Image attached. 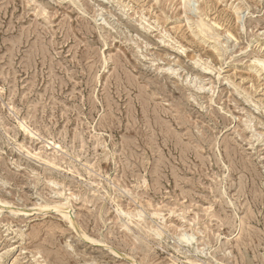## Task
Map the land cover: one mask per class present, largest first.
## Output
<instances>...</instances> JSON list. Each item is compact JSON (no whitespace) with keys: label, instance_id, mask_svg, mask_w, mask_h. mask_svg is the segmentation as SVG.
Segmentation results:
<instances>
[{"label":"rangeland","instance_id":"374dc122","mask_svg":"<svg viewBox=\"0 0 264 264\" xmlns=\"http://www.w3.org/2000/svg\"><path fill=\"white\" fill-rule=\"evenodd\" d=\"M185 1L0 0V264H264V0Z\"/></svg>","mask_w":264,"mask_h":264},{"label":"bare ground","instance_id":"6f19581e","mask_svg":"<svg viewBox=\"0 0 264 264\" xmlns=\"http://www.w3.org/2000/svg\"><path fill=\"white\" fill-rule=\"evenodd\" d=\"M105 1V0H104ZM184 2L186 3V1L184 0ZM184 5V3H183ZM186 6V5H184ZM43 13V12H42ZM201 23V22H200ZM198 30V29H197ZM200 31L202 32V29H200ZM197 62V61H196ZM260 63V67H261V70L264 72V62H259ZM198 64V63H197ZM195 65V64H194ZM200 65V64H199ZM22 127V126H21ZM26 132V131H25ZM45 162H47L48 164L50 165H53L55 166V163L54 162H50V161H47L45 160ZM51 183V182H50ZM54 183V182H52ZM51 183V185H52ZM54 185V184H53ZM57 185V184H56ZM57 194L61 195L62 193L61 192H57ZM35 209V208H34ZM29 211V210H28ZM121 213L123 214V216L126 218V219H132L133 216L129 213H124L121 211ZM140 213L137 211L136 213V216L139 217ZM157 214H153V216H156ZM140 219V218H139ZM129 222V221H128ZM137 225V224H136ZM152 232H154L156 235H159L157 229H153V228H150ZM181 229V228H180ZM192 235H187L185 233H181L180 236H178V240L179 242H181L182 244L184 245H187V246H192ZM193 239V238H192Z\"/></svg>","mask_w":264,"mask_h":264}]
</instances>
